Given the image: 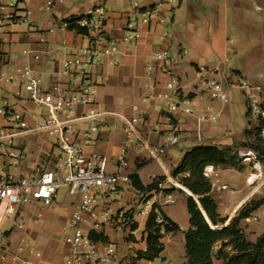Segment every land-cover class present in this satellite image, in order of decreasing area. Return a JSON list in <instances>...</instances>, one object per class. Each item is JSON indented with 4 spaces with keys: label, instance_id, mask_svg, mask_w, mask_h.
Returning a JSON list of instances; mask_svg holds the SVG:
<instances>
[{
    "label": "crops",
    "instance_id": "0c3cea01",
    "mask_svg": "<svg viewBox=\"0 0 264 264\" xmlns=\"http://www.w3.org/2000/svg\"><path fill=\"white\" fill-rule=\"evenodd\" d=\"M10 2L14 0L2 4ZM48 2L52 4L48 6ZM17 3L19 11L6 7L0 14L21 15L20 10L27 8L36 26L32 28L22 21L4 20L3 24L0 23V52L4 53L6 60L2 70L9 75L12 66L29 63L38 73L41 87L48 92H52L55 86H60L65 93H72L83 84L94 85L97 108L107 114L97 131L89 132L93 121L83 118L89 106L77 105L74 138L83 147L85 155L96 152L103 158L108 173L130 177V182L118 184L115 192L107 193V189H102L104 198L95 208L94 220L101 223L100 230L105 237V240L92 239L96 252L103 254L107 243H113L116 248L113 259L103 264L167 263L165 257L159 263L156 258L136 257L147 248L145 228L153 205L157 204L158 209L163 211V206L172 204L171 190L163 186L158 193L140 192L133 186L131 175L137 174L145 186L165 176L166 184L195 198L189 189L174 182L179 175L173 176L174 169L186 153L195 147L214 146L220 150H231L240 160V167L215 165L218 176L209 179L212 186L210 194L217 203L218 213L226 219L220 227L227 226L252 199L264 198V158L260 163L261 182L253 186L247 182L254 171L253 161L246 157L252 150L248 146L251 138L247 132L254 130L255 120L247 118L243 127L235 125L236 109L230 108L231 102L222 106L211 99L207 89L208 80L220 79L232 100L231 88L241 76L229 65V53L233 47L232 40L226 35L227 27L233 18L239 17L241 10L233 0H170L161 2V6H158L160 2L152 4L150 0H18ZM98 3H105L100 7L107 12L101 32L84 35L63 26L67 18L80 19L89 10L98 7ZM263 5L264 0H258L256 9L261 10ZM148 9H154L155 15L148 23H142L143 13ZM131 22L142 30L143 36L138 41L127 38L126 28ZM90 46L101 50L109 48L111 54H100L91 66L81 65L64 70L62 63L65 60L74 58L83 48ZM26 50H33L34 54L27 55L24 53ZM36 54L38 58L34 57ZM158 54H166L176 60L168 67V73L162 71L164 62L156 59ZM170 78L181 82L182 93L190 99L197 113L190 115L177 111L173 114L174 121L180 124L179 140L157 159L151 157L143 146H130L124 128L127 121L137 119L135 131L149 148L165 145L167 113L152 96L165 92V84ZM245 106L247 115L246 98ZM2 107L23 113L29 126H34L44 115V110L29 99L18 78L12 81L0 79ZM219 109L223 112L217 122L206 121L198 126L197 117L207 116ZM7 126L4 115L0 113V128ZM198 133L201 140H198ZM14 146L24 153V157L20 164L12 166L9 159L0 154V179L4 174H11L16 178L33 180L42 170L56 169V164L62 161L57 138L46 132L21 133L14 139ZM123 154L126 166L119 163ZM152 162L160 165L162 173L150 172L146 175L147 180H143L141 172ZM248 165L250 168L241 186L235 187L234 181L230 184L219 180L220 171L242 172ZM224 192L231 196L230 199L224 197ZM78 202L79 196L61 188L50 201L20 204L16 214L4 219L1 225L0 264H26L25 261L65 264L74 234L72 214ZM106 210H110V215L104 220ZM261 210L264 215V204L240 219L244 234H264L261 225L257 223L253 226V222L259 221L255 213ZM119 211L129 214L131 220L128 224L124 225L118 219ZM18 222L23 223V228L17 227ZM209 223L212 225L210 220ZM134 224L136 227L132 228ZM84 229L92 231L91 226ZM175 233H164V248L159 256L165 252L173 256L172 250L176 245L171 236ZM35 252L41 255L38 257Z\"/></svg>",
    "mask_w": 264,
    "mask_h": 264
},
{
    "label": "built area",
    "instance_id": "2783aa9c",
    "mask_svg": "<svg viewBox=\"0 0 264 264\" xmlns=\"http://www.w3.org/2000/svg\"><path fill=\"white\" fill-rule=\"evenodd\" d=\"M178 1V0H174ZM0 0V11L7 8H18L17 2L2 4ZM52 3L48 2V6ZM162 3H158L161 6ZM16 11H19L18 9ZM21 15L18 14H0V23L4 20L11 22L22 21L30 27H35V21L29 9H21ZM155 15L154 9H148L143 13L142 23H148ZM107 18V12L103 7H95L89 10L86 16L77 20L79 27L86 28L88 32H101L104 21ZM71 17L63 22V26L68 28ZM127 38L130 41H138L142 38V30L134 23L127 25ZM44 41V38L40 39ZM27 55L34 54L33 50H26ZM111 54L109 48L104 50L94 46L83 48L79 55L72 59H67L62 63L65 71L72 67L81 65L91 66L94 59L100 54ZM38 58V55H34ZM156 59L164 62L162 71L168 73V67L176 60L166 54H158ZM6 64L4 53L0 52V79L12 81L18 78L28 97L40 108L44 110V115L34 126H29L23 113L18 111H8L5 107L0 108V113L4 115L9 126L0 128V154L9 159V165L16 166L20 164L24 153L14 146V139L24 132H46L50 136L57 138L58 149L62 155V161L56 164V169H44L38 177L30 180L25 177L16 178L11 174H4L0 179V228L9 216L16 214V209L20 204L52 200L61 188H67L71 195L79 196V202L72 214L71 225L74 228V234L70 243L69 254L65 258V264H103L110 261L115 256L116 248L113 243H107L103 254H98L95 250L94 241L90 238V231L84 229L85 226H91L92 231L104 236L100 230L101 223L95 221V208L99 205L101 198H104L102 189L108 192H115L118 184L129 183L130 177L127 175L111 174L106 171L103 158L96 152L89 156L84 154L83 147L74 138L75 131L73 122L75 117V108L79 104L89 106L87 113L83 118L93 121L89 132H96L98 125L104 120L107 112L97 108L95 100L96 87L92 84H83L78 90L72 93H65L60 86H55L52 92L45 91L40 83L38 73L29 63L12 66V73L6 75L2 70ZM239 87L246 98L247 107L251 116L264 119V102L261 101L262 87L258 84L243 80ZM207 89L213 101L226 106L231 102V97L224 87V82L220 79H210L207 81ZM160 102L167 113V139L162 147L149 148L135 131L137 119L127 121L124 128L127 133V140L130 146H143L148 149L153 158H159L165 154L167 148L178 142L180 136V124L174 121L173 114L182 111L185 114L197 113L196 107L191 104L190 99L182 93L181 82L177 78H170L165 84V92L152 96ZM149 100V99H148ZM223 109H219L207 116L197 117L198 126L206 122H217L222 117ZM88 135V134H87ZM198 140H201L198 133ZM259 137L264 142V126L259 133ZM247 158L253 161L254 171L247 178V182L253 186L261 182L262 171L260 170L261 159L264 155L251 150ZM119 163L126 166L125 154L120 156ZM203 176L211 179L212 176H218L215 172V166L209 164L204 167ZM164 182L158 184L160 191L163 189ZM170 198V196H169ZM149 203V201L147 202ZM146 210V208H144ZM156 211H158L156 209ZM110 210L104 212V220L108 218ZM126 212L119 211L118 219L124 224L126 222ZM161 223L162 219L157 218ZM18 228H23V223L18 222ZM220 228L219 225L212 226ZM146 251V249H145ZM40 256V252H35ZM17 258V257H15ZM26 264H33L32 261H25ZM162 264H167L163 262Z\"/></svg>",
    "mask_w": 264,
    "mask_h": 264
},
{
    "label": "trees",
    "instance_id": "16d2710c",
    "mask_svg": "<svg viewBox=\"0 0 264 264\" xmlns=\"http://www.w3.org/2000/svg\"><path fill=\"white\" fill-rule=\"evenodd\" d=\"M77 17H71L68 29L78 34L88 35L86 28L77 25ZM247 115H251L249 110ZM264 126V119L259 118V124L252 132H247V136L251 138L248 146L252 150L264 155V142L259 137V133ZM212 165H230L240 167V160L231 150H220L214 146L195 147L182 159L179 166L174 169L173 176L182 175L179 179L180 184L189 189L192 194L198 197V201L205 211L209 224L198 208L195 201L196 198L188 196L187 205L190 214L191 227L185 232V257L186 264H213V247L217 242H223L222 247L217 251L215 257L225 262V264H264V235L256 241H250L239 228L240 219L247 217L251 211L258 209L264 204V198L252 199L246 207L242 208L238 215L224 227H212L222 225L226 219L221 218L218 213L217 203L211 196V181L203 176L204 167ZM133 186L140 192H147L158 188V184L164 182L165 176H160L156 181L145 186L137 174L131 175ZM156 209L158 211H156ZM247 210V211H245ZM162 219L161 223L157 222V218ZM126 222H130V216L126 213ZM136 224L132 225V228ZM179 226L174 223L162 210L158 209L154 204L149 213L146 222V243L147 248L144 253H139L136 259L147 258L153 260L159 257L164 248L162 238L164 233L178 232ZM90 238L94 240H105L101 234L94 231L90 232ZM227 245H231L234 251L233 255L225 249Z\"/></svg>",
    "mask_w": 264,
    "mask_h": 264
},
{
    "label": "rangeland",
    "instance_id": "374dc122",
    "mask_svg": "<svg viewBox=\"0 0 264 264\" xmlns=\"http://www.w3.org/2000/svg\"><path fill=\"white\" fill-rule=\"evenodd\" d=\"M17 1L18 0H14V2ZM169 1L170 0H150L152 4ZM190 1L195 2L197 0ZM6 2H8V0H3V3ZM233 2L236 3V5H238L241 10L239 17L236 16L238 20L233 18L227 27L226 35L228 39L232 40L231 46L233 47V51L229 53V65L231 68L239 71L241 76H239L236 80V85H233L235 87L231 88L232 100L229 105L230 108L236 109L234 120L235 125L243 127L246 124L247 118H250L255 120L256 123L254 124L256 127L259 124V119L251 115H246L245 96L243 95L239 84L243 80H246L250 83L260 85L262 87L261 101L264 102V5L262 6L261 10H257L256 4L258 3V0H233ZM104 5L106 4H97V6ZM203 89H205V86ZM144 155L149 158L146 153H144ZM262 166L264 171V162L262 163ZM249 168L250 165L245 167L242 172L237 173L230 171H220L219 180L227 181L230 184L234 181L235 187H239L242 185L244 176L246 175ZM150 172L160 174L162 173V169L158 163L152 162L141 172L142 179L147 180L146 175ZM181 178H183L182 175H179L178 178L174 180V182L180 184L179 179ZM163 186L166 190H171L170 194L174 199L172 204L162 207L163 212L179 226V231L171 236L176 245V247L172 250L173 256L170 257L169 254L165 252L162 254V256L156 258L155 261L159 263L162 261V258L165 257L167 264H184V235L185 232L191 227L190 214L187 205L188 196L184 191L181 192L178 189H174L170 184H166L164 182ZM150 192L158 193L156 189ZM223 194L225 198L230 199L231 196L227 192H224ZM195 198L196 200L198 199L197 196ZM255 215L259 218V221L253 222V226L258 223L264 228V215L262 214V210L256 212ZM239 228L242 229L240 224ZM245 235L248 240L256 241L264 234ZM222 244L223 242L220 241L217 242L213 247V264H225L224 261L215 257V254L222 247ZM225 249L230 255L234 254L231 245H227Z\"/></svg>",
    "mask_w": 264,
    "mask_h": 264
},
{
    "label": "water",
    "instance_id": "95a60500",
    "mask_svg": "<svg viewBox=\"0 0 264 264\" xmlns=\"http://www.w3.org/2000/svg\"><path fill=\"white\" fill-rule=\"evenodd\" d=\"M195 201H196V203H197V205H198V208L201 210V212H202V213H203V215L205 216V218H206L207 222L209 223V221H208V218H207V216H206V214H205V211H203V209H202V207H201V205H200L199 201H198V200H196V199H195ZM209 224H210V223H209Z\"/></svg>",
    "mask_w": 264,
    "mask_h": 264
},
{
    "label": "bare ground",
    "instance_id": "6f19581e",
    "mask_svg": "<svg viewBox=\"0 0 264 264\" xmlns=\"http://www.w3.org/2000/svg\"><path fill=\"white\" fill-rule=\"evenodd\" d=\"M202 207V206H201ZM203 209V208H202Z\"/></svg>",
    "mask_w": 264,
    "mask_h": 264
}]
</instances>
